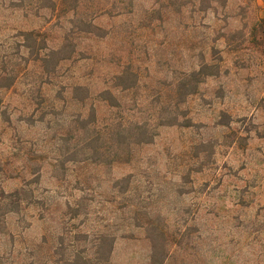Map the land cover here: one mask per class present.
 <instances>
[{
  "label": "rangeland",
  "instance_id": "1",
  "mask_svg": "<svg viewBox=\"0 0 264 264\" xmlns=\"http://www.w3.org/2000/svg\"><path fill=\"white\" fill-rule=\"evenodd\" d=\"M98 1L105 9L112 2ZM43 3L0 0L1 169L14 151H47L51 147L43 121H34L43 119V62L34 61L43 56V21L49 16ZM150 3L133 0L132 13L96 17L93 23L108 29L107 35L97 43L82 39L72 57H85L91 45L90 54L96 48L111 53L106 69L112 71L117 44L108 35L114 28V33L122 36L117 30L121 24L127 25L122 59H131L138 67L142 92L138 91L135 101L143 99L142 106H150L165 91L160 82L181 78L202 59L212 64L214 72L179 107L184 115L180 121L188 120V126H158L151 143L134 147L128 163L101 169V176H129L135 197L146 205L152 218L162 222L170 245L164 264H264V59L246 42L237 45L238 33L225 41V34L245 31L244 22L256 13L254 6L259 2L225 0L223 4L221 0L211 2L207 12L201 11L204 2L180 13L170 8L169 17L153 29L142 21ZM138 21L143 26L129 33L128 24ZM51 36H59L58 31ZM48 45L54 44L49 41ZM90 65V59L64 63L60 84L45 91L55 94L73 74L91 90L100 89V78L83 76ZM127 97L133 99V94ZM168 99L162 95L159 101ZM174 99L179 100V94ZM98 112H105L101 104ZM44 133H48L46 138ZM13 161L16 164L20 159ZM74 176L68 175L70 183ZM58 177L60 171L42 165L35 195L50 199V214L38 202L22 215L6 216V228L14 241L5 264H43L41 240L43 234L49 239L55 225L52 216L58 214L64 200L52 190L62 195L69 192L63 193L67 185ZM20 182V177L3 179L0 175L4 191ZM44 188L51 191L44 193ZM98 190L108 193V183L101 181ZM105 205L96 206L92 222L79 226L76 219L68 222L67 228L91 230L95 220L97 225L106 214ZM128 233L132 236L119 237ZM115 235L110 254L113 264H147L149 244L143 229L119 226ZM3 246L10 247L9 241H3Z\"/></svg>",
  "mask_w": 264,
  "mask_h": 264
},
{
  "label": "trees",
  "instance_id": "2",
  "mask_svg": "<svg viewBox=\"0 0 264 264\" xmlns=\"http://www.w3.org/2000/svg\"><path fill=\"white\" fill-rule=\"evenodd\" d=\"M43 1V9L49 11V16L43 21L44 26L46 25V29L43 26V56L34 59L35 62H43V119L39 117L34 121H43V128L50 133L48 143L50 142L51 147L47 151H14L9 156L11 161L8 158L4 160L5 168L1 169L0 166L3 179H21L20 184L10 191H4L0 187V264L9 263L14 241V236L6 228L7 215H22L38 202L43 211L50 214V199L35 195L44 164L60 171L57 179L67 185L63 193L69 192L62 195L56 189L52 190L56 197H63L64 200L58 214L52 216L55 225L48 234L49 239L43 234L41 240L43 264H113L110 254L119 226H128L133 230L143 229L149 244L147 264H164L170 253V245L162 222L152 218L146 205L142 204L137 195L135 197L129 176L104 179L100 171L109 169L113 164L128 163L134 147L151 143L158 126H188V120L180 121L184 115L179 107L186 97L196 93L200 82L213 74L214 71L210 69L212 64L202 59L181 78L160 82L165 91L159 93L150 106H142L143 99L135 101L140 87L138 67L135 63L132 65L131 59H122L127 25L121 24L122 27L117 30L122 36L115 34L114 28L108 35L112 43L117 44L113 49L117 62L112 71L106 69L109 64L108 55L111 53H104L96 48V52L90 54L91 45H88L85 57H72L82 39L87 38L97 43L107 35L108 29L93 23L96 17L106 15L112 18L132 13L133 0H111L108 9L102 8L98 0ZM216 1L221 0H151L142 21L146 20L145 26L153 29L169 17L170 8L180 13L187 6L204 2L201 11L207 12L212 8L211 2ZM222 1L225 4V0ZM250 1L259 3L256 8L254 6L256 13L244 22L245 31L229 32L225 34V41L228 43L230 38L234 39L232 34L238 33L237 45L246 42L264 59V0H245V3ZM142 24L140 21L128 24V28H131L129 33L141 28ZM57 31L59 36L56 39L51 34ZM54 39L57 41H53ZM49 41L54 45H48ZM84 59L91 60L84 78L88 75L100 78L103 85L100 89L91 90L86 83L77 81L73 74L70 81H64L54 91L55 94L49 95L45 91L63 78L64 63L75 64ZM12 80L9 79L8 85ZM130 93L133 94V99L127 97ZM178 94L179 100H175L174 97L178 98ZM162 95L169 99L160 102ZM100 104L104 107V113L98 112ZM44 134L46 138L48 133ZM16 158L20 161L15 164L13 160ZM73 174L75 176L70 183L68 175ZM101 181L108 183V193L98 190ZM47 191L51 190L44 188L43 192ZM98 205H105L103 209L106 214L97 225L95 218L91 230L67 228V223L76 219L79 226L87 221L90 223V220L92 222ZM128 234L119 237L132 236V233ZM7 240L10 247L3 246V241L5 243Z\"/></svg>",
  "mask_w": 264,
  "mask_h": 264
}]
</instances>
